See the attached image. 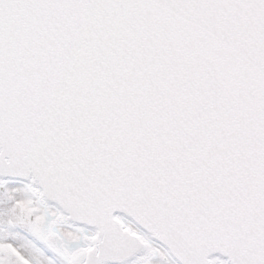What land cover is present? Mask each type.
Here are the masks:
<instances>
[{
	"label": "snow or ice",
	"instance_id": "obj_1",
	"mask_svg": "<svg viewBox=\"0 0 264 264\" xmlns=\"http://www.w3.org/2000/svg\"><path fill=\"white\" fill-rule=\"evenodd\" d=\"M0 264H264V0H0Z\"/></svg>",
	"mask_w": 264,
	"mask_h": 264
}]
</instances>
